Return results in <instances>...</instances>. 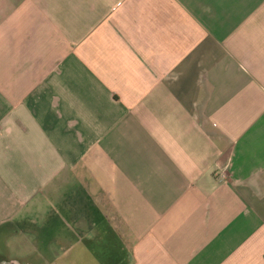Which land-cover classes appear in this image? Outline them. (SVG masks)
Returning <instances> with one entry per match:
<instances>
[{
	"label": "crops",
	"instance_id": "0c3cea01",
	"mask_svg": "<svg viewBox=\"0 0 264 264\" xmlns=\"http://www.w3.org/2000/svg\"><path fill=\"white\" fill-rule=\"evenodd\" d=\"M78 248L264 264V0H0V252Z\"/></svg>",
	"mask_w": 264,
	"mask_h": 264
},
{
	"label": "rangeland",
	"instance_id": "374dc122",
	"mask_svg": "<svg viewBox=\"0 0 264 264\" xmlns=\"http://www.w3.org/2000/svg\"><path fill=\"white\" fill-rule=\"evenodd\" d=\"M28 234L27 233H22L19 234V235H16L15 238H11V239H7L6 241L12 246V250L11 252L9 253V255L11 257H16V258H20L21 256H24L23 254H21L19 251L21 250H18V247H23V243L27 242V236ZM29 249V248H28ZM4 251V250H3ZM1 251L0 252V263H10V262H16L14 260H11V257L6 254L5 252ZM24 252V251H22ZM53 256V254H51ZM75 257H80V258H85V260L82 262V264H91L90 262V258H89V255L88 254H83L81 248H78L77 249V253L74 254ZM20 262L17 261V263L19 264H23L24 260L23 259H19Z\"/></svg>",
	"mask_w": 264,
	"mask_h": 264
},
{
	"label": "water",
	"instance_id": "95a60500",
	"mask_svg": "<svg viewBox=\"0 0 264 264\" xmlns=\"http://www.w3.org/2000/svg\"><path fill=\"white\" fill-rule=\"evenodd\" d=\"M0 264H19L17 262H10V263H0Z\"/></svg>",
	"mask_w": 264,
	"mask_h": 264
},
{
	"label": "built area",
	"instance_id": "2783aa9c",
	"mask_svg": "<svg viewBox=\"0 0 264 264\" xmlns=\"http://www.w3.org/2000/svg\"><path fill=\"white\" fill-rule=\"evenodd\" d=\"M221 177H225V174H221Z\"/></svg>",
	"mask_w": 264,
	"mask_h": 264
}]
</instances>
